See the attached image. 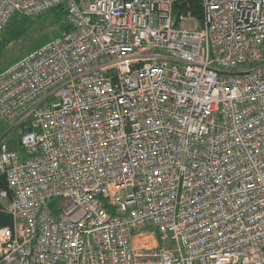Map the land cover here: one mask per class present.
Segmentation results:
<instances>
[{
  "label": "built area",
  "instance_id": "1",
  "mask_svg": "<svg viewBox=\"0 0 264 264\" xmlns=\"http://www.w3.org/2000/svg\"><path fill=\"white\" fill-rule=\"evenodd\" d=\"M58 8L0 72V264H264V0H0V34Z\"/></svg>",
  "mask_w": 264,
  "mask_h": 264
},
{
  "label": "rangeland",
  "instance_id": "2",
  "mask_svg": "<svg viewBox=\"0 0 264 264\" xmlns=\"http://www.w3.org/2000/svg\"><path fill=\"white\" fill-rule=\"evenodd\" d=\"M67 25L64 12L58 9L43 12L30 19L29 31L22 39L10 44L0 59V72L28 53L38 50L51 40L59 37ZM8 129L9 125L0 118V135L3 136ZM4 137L8 141L10 139L18 141V131ZM18 152L21 153L20 150Z\"/></svg>",
  "mask_w": 264,
  "mask_h": 264
},
{
  "label": "trees",
  "instance_id": "3",
  "mask_svg": "<svg viewBox=\"0 0 264 264\" xmlns=\"http://www.w3.org/2000/svg\"><path fill=\"white\" fill-rule=\"evenodd\" d=\"M193 7L195 13L200 17V10L196 3L193 2ZM59 11H62L61 8H58ZM30 19L33 18H26L19 15L14 16L4 31L0 34V59L3 57L5 51L7 50L8 46L16 41L22 39L26 33L29 31V22ZM70 27L67 25L64 28V31H68ZM17 144L16 141H11L10 147L16 148ZM0 189L8 190L6 180L4 177H0ZM9 201L11 200V193L8 192ZM1 207V205H0ZM11 225V220L8 215L5 213L0 212V229L6 226Z\"/></svg>",
  "mask_w": 264,
  "mask_h": 264
}]
</instances>
